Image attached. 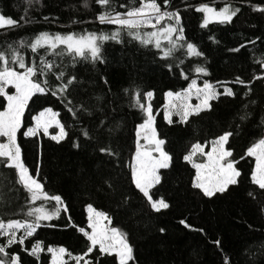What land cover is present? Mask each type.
<instances>
[{"label":"trees","instance_id":"1","mask_svg":"<svg viewBox=\"0 0 264 264\" xmlns=\"http://www.w3.org/2000/svg\"><path fill=\"white\" fill-rule=\"evenodd\" d=\"M157 2L162 10L179 13L185 42L194 44L202 56L187 57L186 50H180L173 57L161 59L158 49L142 45L125 32L121 33V42L102 44L103 63L53 57L44 49L32 53L27 47H19L20 42L31 41L43 32L110 33L116 26L98 21L97 16L106 9L95 0H33L31 4L0 0V15L19 22L18 27L0 29V48L6 49L9 44L18 48L26 64H38L42 55L54 59L60 66L55 71L63 68L77 81L66 94L71 105L51 91L38 93L29 99L21 118L16 135L21 159L45 191L59 195L63 204L59 215L41 221L23 245L6 249L19 255V264H50L48 248L82 255L89 242L79 229L89 230L88 205L107 214L110 227L127 234L134 256L129 264H225V257L230 264H264V190L251 184L255 160L245 154L248 147L264 138V79H253L264 76V68L257 63L264 60V12L253 10L254 6L264 7V0H169L167 6L163 0ZM202 4L216 9L227 4L240 8V12L231 23H209L202 28L204 14L195 10ZM112 6L123 13L138 7L139 0H112ZM22 16L28 22L21 20ZM235 48L240 50L231 51ZM197 66L205 68L207 74L196 73ZM237 77L245 84L233 83ZM48 80L52 88L60 83L51 75ZM192 80L200 86L207 82L218 87V93H223L222 87H229L234 95H219L209 102L210 109L190 116L187 123L176 118L167 122L163 114L166 93L183 92ZM137 91L153 93L149 102H144L151 104L157 138L165 141L162 147L172 158L170 166L159 171L160 183L150 189L154 200L162 198L169 204L159 212L152 210L131 180L129 165L136 152V131L145 119L133 106ZM6 105L0 96V111ZM81 105L87 111H77L75 116L68 111ZM45 109L58 114L67 133L63 140L57 142L44 134L24 135ZM85 130L90 138L83 135ZM226 132L232 133L225 148L231 150L228 159L236 162L241 173L239 182L224 193L206 197L192 187L196 171L183 157L195 143L207 151L209 144ZM101 147L110 148L115 155L101 153ZM12 171L0 169L4 174L0 175V219L32 220L24 215L29 207H55V201L28 204V194L14 183ZM250 191L255 198L248 195ZM5 241L0 239V244ZM36 242H41L43 250L38 256L29 255ZM85 259L91 264H117L114 256L101 255L98 248ZM66 264H75L67 254Z\"/></svg>","mask_w":264,"mask_h":264},{"label":"snow or ice","instance_id":"2","mask_svg":"<svg viewBox=\"0 0 264 264\" xmlns=\"http://www.w3.org/2000/svg\"><path fill=\"white\" fill-rule=\"evenodd\" d=\"M25 2L31 4L33 0H25ZM95 2L106 9L97 16L98 21L101 24L115 25L114 31L80 35L43 32L31 41H21L19 47H27L32 53H38L40 49H44L46 55L53 57L68 56L73 61L81 59L90 60L93 63L97 61L103 63L102 44L109 40L121 42V33L125 32L133 40L139 41L144 46H154L162 53L161 59L173 57L174 53L180 50H186L187 57L203 55L194 44L185 42L184 29L180 23L179 13L162 10L157 0H139L138 7L129 8L123 13L115 11L112 0H95ZM163 2L167 6L169 0H163ZM85 6H87V3H85ZM120 7H125V5H120ZM195 10L204 14L200 25L202 28L207 27L211 22L231 23L233 17L240 12V8H232L227 4L219 10L208 4H202L197 6ZM253 10L264 12V7L254 6ZM21 20L28 22L23 16ZM165 21H174L175 23H164ZM18 26V21L0 15V29L6 27L10 29ZM143 28H151L153 31L141 32L140 30ZM244 46L240 45V48ZM240 48L231 49V51L238 52ZM183 62V60H180L181 64ZM257 63L260 64L261 68H264V60H258ZM59 67L54 59L47 60L43 55L40 56L38 64H26L25 58L18 48H14L11 44L6 49L0 48V96H3L7 101L4 110L0 111V137L6 138V142H0V169L13 170L10 175L15 177L14 183L20 185L28 194L26 198L28 204L35 205L37 201H48L49 203L55 201V207L52 210L47 209L43 204L37 207H29L24 215L25 217H32V220L8 219L5 221L0 219V237L6 238L5 243L0 244V264H19V255L10 254L6 249L14 244L23 245L25 240L32 237L37 228L41 226V221L51 220L54 216L59 215V206L63 204V200L59 195L47 193L43 184L30 173L21 159V149L16 140L24 110L29 99L36 93L45 94L51 91L52 95H58L67 100V105L72 104L66 94L69 93L70 86L77 82L76 77L67 75L63 68H60L59 71L54 70ZM168 67L171 70L172 65ZM195 72L207 74L206 69L199 66L195 68ZM50 75L60 82L55 88L49 85L48 77ZM181 75L188 79L183 72ZM253 79H264V76L258 75ZM233 83L243 85L245 81L237 77ZM9 86L15 89L14 94L6 92V88ZM125 91L128 92V90ZM193 92L199 101L195 105L188 102ZM219 95L232 96L234 92L231 88L225 87L223 93H218L213 85L205 82L203 87H198L196 81L192 80L183 92L166 93L165 119L172 123L171 117L177 115L180 117V122L187 123L190 116L199 115L202 111L210 109L209 101L216 99ZM152 96V92L140 93L138 91L134 95L133 106L139 108L145 119L137 127V147L133 157L134 162L129 167L131 168V180L135 188L147 198L152 210L159 212L161 209H167L169 204L162 198L154 200L150 194V189L160 183L158 170L168 168L172 158L162 147L165 141L157 138L152 106L150 103L144 102ZM80 110L87 111L83 105L78 109L68 108V111L72 112L74 116ZM57 115L51 109L41 112L38 117L34 118L36 126L29 128L24 135L35 136L37 130H42L45 135H49V128L55 124L59 128V133L51 138L57 142L63 140L67 133L65 127L56 119ZM241 119L243 120L245 117L242 116ZM103 123L101 121V125ZM142 134L143 140L149 145L143 150V146L140 144ZM83 135L90 138L87 130L83 132ZM231 135V132H226L212 141V150L209 152H205L200 143L192 144L188 153L183 157L196 169L192 187L199 189L206 197L224 193L230 185H237L239 182L238 178L241 173L235 167L236 162L228 159L232 156L231 150L224 147ZM99 151L108 155H115L108 147H101ZM153 153L158 155H153ZM245 154L254 157L256 162L250 176L251 184L257 186L260 190H264V138L248 147ZM197 155L206 156L207 162L195 163L193 158ZM0 175L4 174L0 172ZM248 195L255 198L254 193L251 191ZM261 210L264 211V208ZM87 212L89 214L88 228L91 229V232L83 228L79 229L89 242L86 251L82 255L73 256L64 248H48L47 251L52 253L54 257L53 264H66V261L63 260L65 254L74 260L75 264H81V262L91 264L85 257L97 248L101 255L114 256L117 264H129L130 261H133V249L128 242L127 234L118 228L110 227L111 219L107 214L97 211L92 205L87 206ZM180 223L184 224L185 227H190L184 221ZM160 231L163 232L164 229H160ZM17 232H21L19 237ZM42 250L41 242H36L29 251V255L38 256ZM225 264H230L227 257H225Z\"/></svg>","mask_w":264,"mask_h":264},{"label":"rangeland","instance_id":"3","mask_svg":"<svg viewBox=\"0 0 264 264\" xmlns=\"http://www.w3.org/2000/svg\"><path fill=\"white\" fill-rule=\"evenodd\" d=\"M211 7H213V6H211ZM213 8H215V7H213ZM216 9V8H215ZM217 10H219V9H217ZM211 23H218V22H211ZM197 83V82H196ZM197 86L198 87H203V86H200V85H198V83H197ZM215 87V86H214ZM224 88L225 87H222V90L224 91ZM215 89H216V91L218 92V87H215ZM6 92H8L9 94H14L15 93V89L14 88H12L11 86H9L8 88H6ZM36 94H38V93H36ZM165 99H166V102H165V105H166V103H167V98L165 97ZM149 100H150V98H149ZM149 100H148V102H149ZM7 102V101H6ZM190 104H193V105H195V104H197V103H199V101L197 100V98H196V95H195V93L193 92V94H192V96H191V98H190V100L188 101ZM210 102V101H209ZM165 105H164V107H163V114H164V117H165V113H164V108H165ZM46 110V109H45ZM44 110V111H45ZM44 111H42V112H44ZM40 115V113L36 116V117H38ZM155 117V116H154ZM172 118H176L178 121H180V117L179 116H177V115H173L172 117H171V119ZM56 119H58L57 117H56ZM166 120V119H165ZM167 121V120H166ZM168 122V121H167ZM154 123H155V121H154ZM36 126V121H35V119H34V123H33V126L31 127V128H34ZM51 130H55V133L54 134H51ZM49 135H46L47 137H52L53 135H57L58 133H59V128H57L56 126H55V124H53V126L51 127V128H49ZM39 134H44L43 133V131L42 130H37V135H39ZM45 135V134H44ZM142 136H143V134L141 135V138H140V144L143 146L142 147V150L144 149V148H147V147H149V145H147L146 144V142L143 140V138H142ZM52 139V138H51ZM56 141V140H55ZM0 142H6V138H3V137H0ZM204 147V150H205V152H209V151H211L212 150V143H210L209 144V146H208V150L206 151V147L205 146H203ZM225 147V146H224ZM153 155H158L157 153H153ZM134 157V156H133ZM203 158V162H201V163H206L207 162V157L206 156H201V155H197L196 157H194L193 158V160H194V162L195 163H200V162H198V158ZM252 158H254V157H252ZM254 160H255V158H254ZM134 161H133V158H132V163H133ZM131 163V164H132ZM256 163V162H255ZM190 165L192 166V164L190 163ZM193 167V166H192ZM255 168V167H254ZM195 169V168H194ZM159 171H160V169L158 170V174H159ZM195 171H196V169H195ZM87 215H89L88 214V212H87ZM105 223H107V221H105ZM110 226V225H109ZM89 232H91V229L89 228V230H88ZM21 235V232H17V236L19 237ZM0 239H5L6 240V238L5 237H0ZM53 249H59V248H53ZM40 253V252H39ZM50 253V252H49ZM51 254V261H50V264H53V259H54V257H53V254L52 253H50ZM39 255V254H38ZM36 256V255H35ZM63 260L64 261H66V254L64 255V257H63Z\"/></svg>","mask_w":264,"mask_h":264}]
</instances>
